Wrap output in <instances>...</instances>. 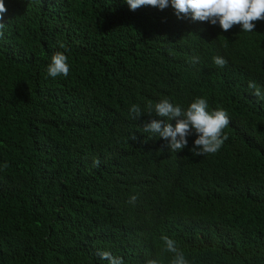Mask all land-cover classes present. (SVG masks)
<instances>
[{"label":"trees","instance_id":"trees-1","mask_svg":"<svg viewBox=\"0 0 264 264\" xmlns=\"http://www.w3.org/2000/svg\"><path fill=\"white\" fill-rule=\"evenodd\" d=\"M4 3L0 264H107L99 250L170 264L162 235L189 264H264V101L248 87L264 91V21L224 32L171 6ZM56 52L68 57L67 77L47 74ZM194 53L198 74L181 72L172 56ZM197 97L229 116L217 153L192 156L194 135L173 152L143 131L149 103L187 109Z\"/></svg>","mask_w":264,"mask_h":264},{"label":"clouds","instance_id":"clouds-1","mask_svg":"<svg viewBox=\"0 0 264 264\" xmlns=\"http://www.w3.org/2000/svg\"><path fill=\"white\" fill-rule=\"evenodd\" d=\"M131 10L142 6L157 7L161 10L171 6L178 18H190L193 21L209 22L227 32L234 26H240L243 32H253L256 28L255 21H264V0H125ZM7 12L4 0H0V37L3 36V14ZM190 62L195 64L199 57L191 54ZM68 57L63 52H56L51 57L47 66L48 76L55 78L63 75L68 76L70 66ZM213 62L216 66L223 68L227 60L221 56H214ZM181 71H185L181 64ZM248 87L260 101H264V91L254 81L248 82ZM208 103L205 98L197 97L187 109L173 104L165 98L154 106L149 103L147 112L149 117L155 116L150 122H145L143 131L152 133L167 141L170 151L178 152L188 147L189 137L195 136V140L189 151L192 156L200 157L217 153L228 139L224 129L230 123L226 110H208ZM133 119L140 118L141 108L139 105H132L129 109ZM175 120V126L171 123ZM99 159L93 161L94 166H99ZM7 167V164L4 165ZM137 200L135 195L129 198V203L134 204ZM164 243L163 251L172 254L170 264H189L183 251L177 246V242L167 235H162ZM97 255L106 260L107 264H125L122 257L114 256L109 251L99 250ZM145 264H160L159 257L147 259Z\"/></svg>","mask_w":264,"mask_h":264},{"label":"rangeland","instance_id":"rangeland-1","mask_svg":"<svg viewBox=\"0 0 264 264\" xmlns=\"http://www.w3.org/2000/svg\"><path fill=\"white\" fill-rule=\"evenodd\" d=\"M191 57H193V56L192 55H184V57H179L178 55L172 56L174 61H176V59H178V58H181V64L184 66L185 72L190 71V72H195L196 74H198V69H199L200 64L197 65L198 62L195 64L191 63L190 62ZM150 63H151L150 61H146V63L144 65H142V63H141V66H144V67L147 66L146 69L148 70L149 67L151 66Z\"/></svg>","mask_w":264,"mask_h":264}]
</instances>
